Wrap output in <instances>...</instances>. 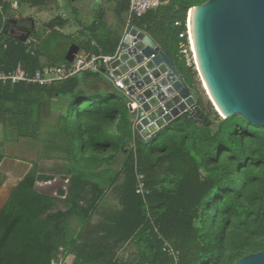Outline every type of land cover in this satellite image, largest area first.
I'll list each match as a JSON object with an SVG mask.
<instances>
[{
	"label": "trees",
	"instance_id": "16d2710c",
	"mask_svg": "<svg viewBox=\"0 0 264 264\" xmlns=\"http://www.w3.org/2000/svg\"><path fill=\"white\" fill-rule=\"evenodd\" d=\"M45 1L18 0L33 6ZM114 1L123 21L129 0ZM206 1L167 0L130 21L171 58L201 114L182 113L147 139L135 128V106L101 69L49 86L0 81V144L25 140L38 151L34 160L21 158L32 167L0 211V264H53L62 251L73 256L71 264H126L117 252L127 242L138 246L137 264H235L264 251V125L238 114L210 120L211 102L180 48L189 9ZM99 17L84 26L91 35L86 41L52 30L29 46L4 32L8 19L0 12V70L33 73L67 63L66 49L58 51L63 42L114 54L121 33L98 24ZM31 36L40 38L35 29ZM102 74L110 82L104 89L93 92L83 84ZM5 156L0 149V163ZM137 173L150 190L145 201L136 193ZM56 174L68 180L66 190H36L37 181ZM6 177L0 170V186ZM109 189L116 191L114 208L103 200ZM165 240L175 257L164 249Z\"/></svg>",
	"mask_w": 264,
	"mask_h": 264
},
{
	"label": "water",
	"instance_id": "95a60500",
	"mask_svg": "<svg viewBox=\"0 0 264 264\" xmlns=\"http://www.w3.org/2000/svg\"><path fill=\"white\" fill-rule=\"evenodd\" d=\"M192 8L194 15L191 20ZM192 8L188 11L191 42L194 35L200 71L196 65L195 68L202 83L206 80L209 84L224 118L238 114L249 122L264 125V0H207ZM15 22L16 19H10L5 27ZM29 36L30 31H26L16 38L25 42ZM143 42L146 45L141 47ZM143 42L140 41L129 52L133 54L137 48H142L143 58H148L144 63L150 61L156 67L164 65L169 71L166 74L162 72L155 77V82H151V79L147 80V76L142 75L141 65L135 64L137 68L128 72L127 79L133 82L129 89L131 94H136V103L149 111L151 107L144 101V95L154 99L152 102L149 99L152 107L173 93L181 99L191 98L193 95L181 80L171 58L150 36H144ZM79 50V45L72 43L64 59L67 62L73 61ZM147 84L150 87H146ZM141 85L145 86L144 90L139 89ZM195 114L201 116L198 110ZM164 117L165 120L169 119ZM21 179L16 180L10 190L5 181L0 186V211ZM35 188L41 192L36 184ZM235 264H264V251L248 254Z\"/></svg>",
	"mask_w": 264,
	"mask_h": 264
},
{
	"label": "rangeland",
	"instance_id": "374dc122",
	"mask_svg": "<svg viewBox=\"0 0 264 264\" xmlns=\"http://www.w3.org/2000/svg\"><path fill=\"white\" fill-rule=\"evenodd\" d=\"M116 7V2L114 0H46L41 5L33 6L30 2H18L16 8H4L3 15L5 19L8 18H28L33 21L34 29L37 33H39L40 38L35 36L29 37L30 43H27L29 46H37L39 42L52 30H58L69 36L70 38L76 39L78 41H86L91 35L87 29H85V25H90L94 19L99 17L98 24L103 22V26L105 29H110L112 32H120L121 36L125 32L127 15L123 16V21H119L116 18L114 9ZM73 8L78 12V21L73 13ZM102 11L101 14H99ZM28 26H30V21L26 22ZM147 34V33H146ZM113 35V33H112ZM149 36V34H147ZM151 37V36H150ZM67 47V42H63L61 47L59 48V53H63ZM191 62V61H190ZM194 64V61H192ZM196 65V62L194 66ZM168 73V72H167ZM199 76V75H198ZM92 79V78H91ZM200 79V78H199ZM87 88L93 92H97L104 87L108 86L110 82L108 79L102 74L96 80H91L90 82L85 80L83 83ZM200 86L203 89V95L209 99V96L203 86V83L200 79ZM146 87H150V84H147ZM136 96V94H135ZM135 96H131L129 98V102L135 106L136 112V123L138 124L140 134L144 137L149 134H144L143 129L140 126L143 118H151V114L158 110V107H152L151 111H145L141 108L139 104L136 103ZM177 94L173 93L167 100H165V104L168 108L171 109L169 119L175 118L176 116L189 112L191 115H196V105L195 98L192 96L190 100L192 101L191 105H187L186 108H181L180 111L172 112L176 107L177 102ZM187 100V99H186ZM211 102V100L209 99ZM212 113L210 115V120H217L219 118H223L221 116L214 105L212 104ZM56 111H61L58 109H53ZM174 116V117H173ZM138 117V118H137ZM204 119L206 117L204 116ZM164 123V122H163ZM162 123V124H163ZM137 126V125H136ZM45 127L42 128L44 130ZM158 130V129H157ZM138 132V133H139ZM156 132V130L154 131ZM25 141H20L17 143H10L6 145V143L0 144V149L6 154V156L2 159L0 163V170L6 174V186L7 189L10 190L13 187V183L16 180H19L22 175L31 168V163L28 161H23L21 158L34 160L37 158V149L36 146L32 143L25 145ZM50 165V164H49ZM47 166V165H46ZM56 178L61 175L56 174ZM55 182H46L47 184H53ZM45 183V182H43ZM60 184V183H59ZM53 190L51 192H55L56 189L52 187ZM60 188V186L58 187ZM41 189V188H40ZM104 202L108 205V207H116L117 206V196L115 190H108L104 197ZM122 250L119 252V255L122 258L126 259V264H137L139 260L140 251L138 250V246L134 242L125 243ZM59 256V260L53 262V264H71L70 257H64V251ZM168 264V263H167Z\"/></svg>",
	"mask_w": 264,
	"mask_h": 264
},
{
	"label": "built area",
	"instance_id": "2783aa9c",
	"mask_svg": "<svg viewBox=\"0 0 264 264\" xmlns=\"http://www.w3.org/2000/svg\"><path fill=\"white\" fill-rule=\"evenodd\" d=\"M166 2L167 0H129L125 32L120 39L116 51L112 55L103 54L101 52L89 53L84 50H79V52L75 55L73 61L61 64L44 65L33 73H30L21 67H18L11 71L0 70V81L9 82L11 85L24 83L26 85L49 86L53 83L63 81L83 71H98L99 69H101L106 74L108 79L113 83L114 87L130 98L131 96H134L133 94H131L129 89V85L132 86L133 82L127 79V74L131 70L137 68V65H135L134 67H130L131 64L129 63V59L134 55L131 54L129 50L133 47L135 48V45H137L140 41L143 42L144 36L147 35L144 31L131 27L130 21L134 16H142L146 11L156 9ZM6 4H8L10 8H16L18 5V0H0L1 13H3ZM180 24L181 23L179 21L175 22V25L177 26H179ZM179 37L184 40V42L180 43L181 52L184 54L188 62H195L194 53L192 50L191 31L189 26L188 14L185 21V29L179 33ZM30 41L31 40H29L28 38L25 43H30ZM92 44H95V42L93 41ZM145 45L146 44L143 42L141 47H144ZM157 46L159 47L158 44ZM141 50L142 48H137L136 52L141 53ZM146 60H148V58L144 57L143 61ZM116 61L117 63L113 64ZM156 80L157 78L153 77L151 79V82H155ZM139 92L140 91H138V93ZM158 104H160V107H158V105L156 106L158 107V109H161L164 114L168 115V117L171 116L169 115L171 109L165 105V101H161ZM170 120L171 119L164 120L163 125L156 128V132ZM142 124L143 123L141 122V128L143 127ZM135 128L139 132L138 124L136 122ZM154 131H151L149 135L145 137L140 134V132L139 134L142 138L147 139L155 133ZM136 180V193L139 194L145 201L146 197L150 194V190L146 187L144 175L141 173H137ZM149 218L154 225V218L150 215ZM154 229L155 232L158 233V227L154 225ZM158 235L159 238L163 239V237L159 233ZM164 249H166L168 253L174 257L177 254V252L171 248L166 240L164 242Z\"/></svg>",
	"mask_w": 264,
	"mask_h": 264
},
{
	"label": "bare ground",
	"instance_id": "6f19581e",
	"mask_svg": "<svg viewBox=\"0 0 264 264\" xmlns=\"http://www.w3.org/2000/svg\"><path fill=\"white\" fill-rule=\"evenodd\" d=\"M193 15H194V8L191 9V13H190V19L191 20L193 19ZM192 50L194 52L196 68L200 71V64H199V59H198L194 35L192 36ZM133 54H134V56H132L129 59L130 60L129 63L131 64V67H134L135 64H140L141 65L140 70L142 72V75L147 76V80H150L153 77H157L159 74H162V72H164L166 74L169 71L164 65H162L161 67H156V66H153L150 61H147L146 63H144V61H143L144 58L140 52L134 51ZM203 86H204V88H205V90L209 96V99L211 100L212 104L216 108L217 112L221 116H223V118H224V114H223L220 106L218 105V103L214 99L213 94H212L211 89H210V86L206 80H203ZM139 89L144 90L145 86L143 87L141 85V87ZM150 91H152L151 88H150ZM151 98L152 97L150 95H144L143 99H145L144 101L147 102V105H149L152 109V105L149 102V99H151ZM166 99H167V97L165 98V100ZM177 99L178 100L176 102V107L173 109L174 112L180 111L181 108H185V107L187 108L189 105L192 104V101L190 100V98L185 100V99H181L179 96H177ZM152 100H154V99H151V102H152ZM151 109H149V111H151ZM164 115H166L168 117V115L164 114V112H162L161 110H159V112H157V110H156L155 112H153L151 114V118L147 117V118L143 119V124H142L143 127L142 128L144 130V134H149L151 131L156 130V128L164 122V120H165Z\"/></svg>",
	"mask_w": 264,
	"mask_h": 264
},
{
	"label": "crops",
	"instance_id": "0c3cea01",
	"mask_svg": "<svg viewBox=\"0 0 264 264\" xmlns=\"http://www.w3.org/2000/svg\"><path fill=\"white\" fill-rule=\"evenodd\" d=\"M3 134H4V132H3V126L0 124V141H2L3 140ZM22 141H25V140H22ZM10 143H12V142H7L6 143V145H9ZM120 160V154H118V161ZM32 165V164H31ZM32 167V166H31ZM31 169V168H30ZM29 169V170H30ZM28 170V171H29ZM28 171H26L23 175H22V177L21 178H23V176L28 172ZM20 178V179H21ZM55 180V182L53 183V184H47L46 182H51V181H54ZM43 182H45V183H43ZM60 183V184H59ZM68 185H69V182H68V180L67 179H63L62 177L60 178V177H58V178H56V176H54V179L53 180H50V181H37L36 182V186L38 187V189H40V191L42 192V193H45V194H51V195H57V192H58V190L61 188V189H64V190H66L67 188H68ZM60 186V188H58ZM52 187H54L55 189H56V191L55 192H51L52 190H53V188ZM124 245H126V244H124ZM124 245L118 250V252H117V257L119 258V260H121V261H124V262H126V259L125 258H122L120 255H119V252L122 250V248L124 247ZM68 257H70L71 258V262H72V258H73V256L72 255H69Z\"/></svg>",
	"mask_w": 264,
	"mask_h": 264
},
{
	"label": "flooded vegetation",
	"instance_id": "af4514ba",
	"mask_svg": "<svg viewBox=\"0 0 264 264\" xmlns=\"http://www.w3.org/2000/svg\"><path fill=\"white\" fill-rule=\"evenodd\" d=\"M10 19H15V18H8V20H10ZM27 21H30V26H28V24L26 23ZM32 26H33L32 20H30L28 18H21V19L19 18V19H16L15 23H9L8 26L4 27V29L6 32L12 34L13 36L19 37V36L23 35L26 31L32 32L34 30V28L32 29ZM70 45L71 44H69V46ZM69 46L66 48L64 55L67 52Z\"/></svg>",
	"mask_w": 264,
	"mask_h": 264
}]
</instances>
